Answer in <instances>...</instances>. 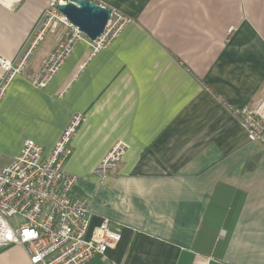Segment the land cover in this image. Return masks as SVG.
<instances>
[{
  "label": "crops",
  "instance_id": "0c3cea01",
  "mask_svg": "<svg viewBox=\"0 0 264 264\" xmlns=\"http://www.w3.org/2000/svg\"><path fill=\"white\" fill-rule=\"evenodd\" d=\"M93 1L132 22L98 52L78 42L42 89L33 80L66 29L49 31L0 103L1 168L26 141L49 154L81 115L64 171L90 231L107 219L122 235L86 264H264V146L229 110L264 95V0ZM46 5L0 0L1 59L21 61ZM0 264L31 262L11 246Z\"/></svg>",
  "mask_w": 264,
  "mask_h": 264
},
{
  "label": "built area",
  "instance_id": "2783aa9c",
  "mask_svg": "<svg viewBox=\"0 0 264 264\" xmlns=\"http://www.w3.org/2000/svg\"><path fill=\"white\" fill-rule=\"evenodd\" d=\"M69 1L47 0L31 46L17 65L0 58L6 73L0 81V103L9 83L24 71L32 51L50 30L58 26L66 28L33 80L42 89L78 42H86L98 52L132 22L121 12L111 10L106 31L93 42L59 12L58 5ZM229 110L247 132L249 141L264 146V95L256 107ZM82 121L81 115L74 116L49 154L45 155L43 147L26 141L20 155L0 169V249L22 247L31 264H86L94 257H104L121 240V233L111 230L107 219L90 231L88 200L75 194L77 177L64 171V164L72 153V138ZM126 150V144L118 143L97 167L95 177L101 182L107 181ZM13 219L18 222L13 224Z\"/></svg>",
  "mask_w": 264,
  "mask_h": 264
},
{
  "label": "water",
  "instance_id": "95a60500",
  "mask_svg": "<svg viewBox=\"0 0 264 264\" xmlns=\"http://www.w3.org/2000/svg\"><path fill=\"white\" fill-rule=\"evenodd\" d=\"M59 12L89 40L96 41L107 29L112 11L93 0H70Z\"/></svg>",
  "mask_w": 264,
  "mask_h": 264
},
{
  "label": "rangeland",
  "instance_id": "374dc122",
  "mask_svg": "<svg viewBox=\"0 0 264 264\" xmlns=\"http://www.w3.org/2000/svg\"><path fill=\"white\" fill-rule=\"evenodd\" d=\"M116 9H113V11H115ZM116 11H118V10H116ZM123 16H125L124 14H123ZM125 17H127V16H125ZM127 18H129V17H127ZM130 19V18H129ZM66 29V28H65ZM1 166H2V163H1V161H0V168H1ZM13 224H16L17 222H18V220H16V219H13L12 221H11Z\"/></svg>",
  "mask_w": 264,
  "mask_h": 264
}]
</instances>
